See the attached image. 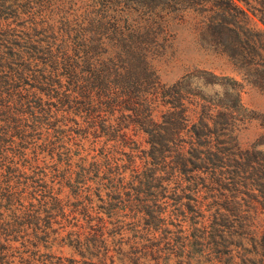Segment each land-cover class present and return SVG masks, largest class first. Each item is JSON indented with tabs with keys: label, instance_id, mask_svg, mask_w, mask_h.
<instances>
[{
	"label": "trees",
	"instance_id": "trees-1",
	"mask_svg": "<svg viewBox=\"0 0 264 264\" xmlns=\"http://www.w3.org/2000/svg\"><path fill=\"white\" fill-rule=\"evenodd\" d=\"M125 1L0 0V264H264L241 83L155 68L191 13L264 93V0Z\"/></svg>",
	"mask_w": 264,
	"mask_h": 264
},
{
	"label": "rangeland",
	"instance_id": "rangeland-1",
	"mask_svg": "<svg viewBox=\"0 0 264 264\" xmlns=\"http://www.w3.org/2000/svg\"><path fill=\"white\" fill-rule=\"evenodd\" d=\"M144 1L127 0L126 3L140 4L143 2V12L146 10ZM158 8L154 9L157 12ZM177 12L171 14L175 16ZM159 15H162L161 13ZM144 17V14H143ZM199 17L188 13L184 20L176 19L169 22V39L165 42L166 47L162 55L155 62V68L159 80L162 83L170 84L194 69H205L217 76L231 77L241 83L239 100L248 116L240 126L238 139L242 147L251 144L254 139L264 132V93L252 85L242 82L240 75L233 69L225 56L218 54L217 46L212 44L207 36L201 37L196 29ZM197 83V80H192ZM208 93L221 91L218 85L204 87ZM64 254L68 250H63Z\"/></svg>",
	"mask_w": 264,
	"mask_h": 264
}]
</instances>
